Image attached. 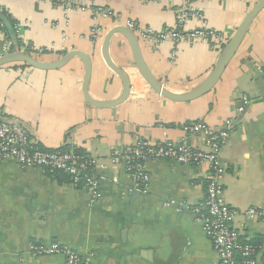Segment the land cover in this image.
Wrapping results in <instances>:
<instances>
[{"label":"crops","instance_id":"0c3cea01","mask_svg":"<svg viewBox=\"0 0 264 264\" xmlns=\"http://www.w3.org/2000/svg\"><path fill=\"white\" fill-rule=\"evenodd\" d=\"M89 8L66 12L49 0H0L8 30L0 35V54L9 42L31 50L44 62L70 51L91 57L89 96L113 101L122 93L119 78L106 66L101 46L106 33L126 22L154 30L176 28L180 0H84ZM260 0H195L184 32L207 29L206 41L150 43L139 39L143 60L169 92L185 94L212 71L220 55L218 40L228 41ZM103 8L106 18L93 17ZM199 15V17L197 16ZM14 24V27H13ZM94 28L100 29L93 38ZM27 52V51H26ZM111 61L130 79L121 104L98 109L83 96L84 68L74 58L54 71L23 65L0 68V112L23 125L45 150L69 147L94 161L102 180L93 199L70 181L58 182L48 171L0 163V264H65L62 255H35L34 248L53 243L67 247L91 264H220L211 242L190 213L165 207L166 201L191 206L205 198L207 164L181 165L148 161L144 193L133 182L118 155L136 141L153 144L186 141L207 150L202 134L184 127L204 123L214 132L231 121L228 141L220 148L225 169L223 198L236 214L232 227L246 242L258 241L264 254V224L245 212L264 213V8L245 36L220 81L204 96L187 103L167 100L148 86L135 69L126 39L115 34L108 47Z\"/></svg>","mask_w":264,"mask_h":264},{"label":"built area","instance_id":"2783aa9c","mask_svg":"<svg viewBox=\"0 0 264 264\" xmlns=\"http://www.w3.org/2000/svg\"><path fill=\"white\" fill-rule=\"evenodd\" d=\"M54 5L62 7L67 13L73 10H86L89 4L84 0H49ZM143 2H159L162 0H140ZM182 7L177 15L176 28L171 30H154L136 26L134 23L126 22L125 27L134 31L138 39L150 43L170 41L178 43L182 40L206 41L209 36L214 35L207 29H199L193 32H184L183 27L190 17L196 16L191 8L195 0H180ZM93 17L106 18L109 13L103 8H93ZM199 17V15H197ZM4 31V25L0 21V35ZM100 29L94 28L93 38L100 35ZM228 41L218 40V50L222 51ZM11 52L27 53L23 48H17L9 42L3 47L0 54ZM231 121L226 122L225 130L214 132L204 123H193L184 127L186 134H202L205 137L207 150L193 148L186 141L181 143H150L139 140L131 147L120 151L118 157L133 182L131 191L144 193L148 185L149 177L145 171L148 161H170L181 165H202L209 167V177L206 185L205 198L196 205L191 206L186 202L166 201L165 207H173L177 213H190L194 220L199 223L211 242L213 250L220 264H256V260L262 248L242 243L240 235L233 229L232 222L235 212L225 203L223 188L221 185L225 169L220 159V148L224 145L230 134ZM13 161L21 168H37L41 170L57 171L69 177L70 185L74 188L87 190L93 199L98 197V188L102 180L93 173L94 161L84 154L62 149L45 150L39 148L32 141L26 128L17 122L4 119L0 112V163ZM245 215L250 220H257L264 224V213L255 209H249ZM35 255L51 256L62 255L65 264H91L87 257L80 256L77 252L53 243L48 247L38 246L34 248ZM264 264V254L262 255Z\"/></svg>","mask_w":264,"mask_h":264},{"label":"water","instance_id":"95a60500","mask_svg":"<svg viewBox=\"0 0 264 264\" xmlns=\"http://www.w3.org/2000/svg\"><path fill=\"white\" fill-rule=\"evenodd\" d=\"M263 8L264 0H260L246 14V16L237 27L235 33L223 47L217 63L214 65L209 75L195 89L185 94H174L169 92L159 83V81H157L153 77L143 60L138 37L135 35L133 30L122 25L110 29L106 33L101 46V56L103 61L105 62L106 66L119 78L122 84L121 95L113 101H95L89 96V82L92 71V61L89 55H86L80 51H70L63 55L60 59L53 62L41 61L34 55L28 53L11 52L0 56V68L8 65H23L40 71H54L64 67L72 59L78 58L81 60L84 68L82 87L85 101L91 106L98 109L114 107L124 102L128 98L130 93V79L127 73H125V71H123V69H121L120 67L116 66L111 61L108 55V47L112 37L115 34H121L128 43L135 69L143 78V80L148 84L151 90L167 100L178 103H187L204 96L216 86V84L220 81L223 73L225 72L227 66L237 53V50L243 40V37L245 36L247 29ZM0 21L2 23L5 22V19L2 15H0Z\"/></svg>","mask_w":264,"mask_h":264},{"label":"trees","instance_id":"16d2710c","mask_svg":"<svg viewBox=\"0 0 264 264\" xmlns=\"http://www.w3.org/2000/svg\"><path fill=\"white\" fill-rule=\"evenodd\" d=\"M0 13L2 14V15H4L5 16V13L1 10L0 11ZM13 27H14V24H13ZM5 28V27H4ZM5 31H6V33L8 34V30L5 28ZM21 46H22V44H21V42H20V40H17V48H21ZM26 51H27V53L28 52H31V50H27L26 49ZM40 148V147H39ZM62 150H64V151H69L70 149H69V147L68 146H64V147H62ZM75 152V151H74ZM75 153H78V154H81V153H79L77 150H76V152ZM45 171V170H44ZM47 171V170H46ZM48 172L50 173V174H52V175H54V177L58 180V182H62V181H68L69 182V177H67L65 174H63V173H60V172H57V171H49L48 170ZM241 240V239H240ZM241 242L242 243H247V244H250V245H253V246H255L256 248H258L259 247V244H260V242H258V241H250V242H246V241H243V240H241Z\"/></svg>","mask_w":264,"mask_h":264},{"label":"rangeland","instance_id":"374dc122","mask_svg":"<svg viewBox=\"0 0 264 264\" xmlns=\"http://www.w3.org/2000/svg\"><path fill=\"white\" fill-rule=\"evenodd\" d=\"M165 203V202H164ZM164 205V204H163Z\"/></svg>","mask_w":264,"mask_h":264}]
</instances>
